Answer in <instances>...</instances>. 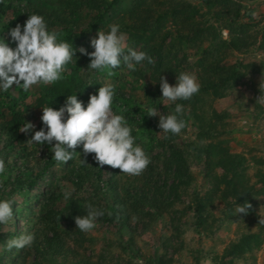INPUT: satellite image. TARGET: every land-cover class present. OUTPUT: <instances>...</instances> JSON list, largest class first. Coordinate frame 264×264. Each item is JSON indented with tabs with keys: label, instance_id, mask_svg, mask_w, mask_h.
Returning a JSON list of instances; mask_svg holds the SVG:
<instances>
[{
	"label": "rangeland",
	"instance_id": "rangeland-1",
	"mask_svg": "<svg viewBox=\"0 0 264 264\" xmlns=\"http://www.w3.org/2000/svg\"><path fill=\"white\" fill-rule=\"evenodd\" d=\"M2 1L5 6L19 7V14H21L18 19L16 15H13L12 9H9L6 12L7 16L4 19L3 27H0L3 32H8L12 28L10 26L12 19L15 20L13 27L17 24L23 25L29 15L35 13L44 17L48 29L50 31L55 30L58 33V39H60L70 29L81 33L87 28L96 13V10L91 8L88 0H63L64 3L68 4L64 8V16L67 18V22L61 23L56 18H49L51 8L57 6L59 0ZM102 1L98 0L100 7ZM107 1L110 0H104L105 3ZM147 1L151 3V0ZM206 1L212 3H205L203 0H154L153 7L167 8L175 3H186L195 6L199 9V17L194 18L192 22H195V24L199 23L203 28L205 26L210 27V32L216 31L224 41L229 40L230 36L237 34L235 31L231 32V28L246 25V27L244 26L245 32L243 35L248 38L249 43L252 42L253 44L248 50L245 51L244 48L240 51H227L224 46L219 45L217 47L213 44V40L208 33L199 35L195 38V41L183 43L180 46L179 42L176 41L172 49L169 45L171 42L169 37L165 38L164 41L162 40L163 31V34H153V39L147 43L148 46L152 47H156L158 44L163 45L165 56H162L160 60L155 55L152 56L155 61L152 64L145 60L141 64L136 65L134 71L127 69L123 63L115 69L88 70L90 58L80 53V58L84 57V61L80 63L78 61H70L65 65L66 71L61 73V75L68 76L73 73V68L80 66L79 75L86 84L83 97L81 98L85 107H87L92 94H98V89L104 84H111L114 86V96L124 100L125 109H131L136 105L147 114V107H153L162 115H168L174 112L176 102L161 100L162 92L159 84L161 75L165 76L168 82L174 85L176 75L180 71L193 72L198 78L207 63L208 65L215 63L221 67H227L236 62H241L245 65V69H242L244 76L232 88L231 86L229 87L230 89L224 88L222 96L203 93L201 94V101L195 104L196 113L204 118L206 122L210 120L216 125L215 131H208L207 124L204 126L208 136H205L202 140L198 139L200 131L197 128V123L193 126L191 124L192 120L188 118L190 117L191 109H193V106L188 104L184 106L183 113V119L187 122V127L182 130L181 134L176 135L172 141L169 138L170 133H164L158 127L159 116H149L154 122L155 126L153 127H144L146 126L145 124L140 125L142 127L136 124L133 125L135 143L142 146L150 159L153 156L159 158L157 161H152L153 165L157 164L156 166L160 167L161 160L165 157L164 151L166 147H162L159 143L163 135L167 138V144L172 142L176 148L183 150L187 154L186 166L192 181L190 186L181 191L182 196L179 197L180 199L173 202V210H176L178 212L177 215L181 217L180 222H178V232L170 225L169 217L166 213L161 220L153 222L150 228L147 227V229L144 228L142 220L146 222L148 218H144L142 215L137 217L131 215L130 235L125 233L121 235L117 231L116 226L107 225L106 222L98 221L97 219L96 227L92 231L85 233L87 239L81 242L82 245L80 247H77L79 254L77 257L81 260L84 259L88 264H149L148 259L150 257L164 252L163 244L169 245L166 258L172 260L170 264H217L222 261L225 264H264V224L259 225L260 215L264 216V191L251 197L250 204L252 207L247 214H238L236 208L239 204L235 202L230 190H227V180L232 175L216 164V160L219 157L226 159L231 155H235L243 158L244 162H242L240 168V182H242L240 190L244 188L258 190L261 187V179L264 177V104H257L256 101L261 95L260 83L264 80V0H232L226 3H217L216 0ZM237 7L239 17L235 19L234 10ZM129 8V0H126L124 7L119 9L104 26L92 29L85 36H81L82 39L78 49L83 47L88 52L94 51L92 47L88 48L86 46V42L96 37L101 28L104 31H108V25L111 23H117L120 27L122 23L132 25V21L129 20ZM213 13H218L219 18H214ZM166 24L167 30H173L172 28L176 27L178 30H183L182 34H186V30H188V26L183 27L185 24L182 25L180 22L175 24L172 23V20H168ZM145 31L141 30L140 33L150 34ZM121 32L124 31L121 30ZM126 45L138 51L145 47L143 42L134 45L130 41L128 34ZM169 48H171V54L168 56L171 60L169 59L168 62L166 53ZM176 50H178V55L172 59ZM182 54H186L184 57L186 60L184 61L181 58ZM158 61L161 63L160 67H156ZM251 64H255L253 71ZM42 85L50 86V84L43 83L33 85L29 90L26 102L34 100ZM14 88L16 89V86ZM197 96H200V92ZM64 99L61 102V107L64 105ZM119 112L122 113L123 108L119 109ZM42 114L41 111L35 108L30 111V122L35 125L33 134L44 127L41 120ZM31 135L28 134L29 139ZM4 141L5 136L0 132V159L6 160L5 168L6 166H11L14 170L13 172H15L17 168L24 167V165L19 159H15L12 153L3 149ZM192 144L202 148L209 145L213 147L211 148L212 151L211 149L209 151L203 149L201 153H198L190 146ZM52 146L47 143L44 145H31L32 150H34L33 156L38 158L29 159L25 163L26 166L36 168L42 162L41 159H45L47 155L53 157ZM68 150L73 151L72 149ZM75 152L77 154H74L73 161L76 163H80L81 159H86L88 164L90 160H95V154H88L87 157L83 155L82 145L78 146ZM71 161L69 160L66 164L55 161L53 172L50 171L43 182H41L39 188L33 193L30 192L28 197L23 194L24 196L21 198V193L12 196L14 201L13 209L18 210V216L13 214V219L7 225H0L2 232L6 234L12 230L14 220L19 230L26 229L27 225L31 227L37 221V215L32 217V215L26 214L25 210H28V207L23 204L22 199L26 201L28 200L27 198L33 197L35 194L40 195L52 189L57 190L56 192H62L63 198H65L66 191L72 192L71 187L64 185L70 177ZM206 170L207 175L204 178ZM133 177L135 176L122 173L117 176L120 179V183L130 182ZM4 178L5 175L0 174V200L8 199L6 195L10 190L9 187L3 186ZM58 186L60 187L57 189ZM193 190L199 191L201 196H205V194L210 196L209 205L206 208L208 220L205 226L207 229L200 234L195 231L193 226V212L186 209L190 203ZM106 192L102 197L110 199V193ZM96 195L92 187L82 186L78 191L77 197L84 199L86 201L85 205L92 202ZM99 206L104 207V204L100 203ZM33 207L36 208L35 206ZM21 209H25L24 212H21ZM181 212H183L182 216ZM248 234L259 235L260 245L241 253L234 251L241 237ZM128 242L131 244L132 253L129 251L130 247L126 251L122 248ZM70 244L74 246L73 243ZM6 245L7 242L5 240L0 241V256L2 255L1 250ZM25 250V252H22L23 258L20 263L35 264L36 259L33 251L28 248ZM6 259H9L7 255Z\"/></svg>",
	"mask_w": 264,
	"mask_h": 264
},
{
	"label": "trees",
	"instance_id": "trees-1",
	"mask_svg": "<svg viewBox=\"0 0 264 264\" xmlns=\"http://www.w3.org/2000/svg\"><path fill=\"white\" fill-rule=\"evenodd\" d=\"M125 1L126 0H110L105 3L103 0L100 7L98 0H88L91 8L96 10V13L93 15L87 28L81 33L70 29L64 37L58 39V42L64 41L69 43L72 51H75V55H73L71 59L72 62L78 61L80 63L84 61V57L80 58L81 55L78 51V46L80 45L82 37L90 30L104 26L119 9L124 7ZM231 1L232 0H216L217 3ZM203 2L212 3L206 0H203ZM129 3V20L132 21V25L122 23L120 29L129 35V39L134 45L143 42L145 47H142L141 51L146 52L147 55L151 57L155 55L158 60H160L162 56H165L162 48L163 45L158 44L156 47H152L148 46L147 43L153 39V34H163V31L164 36L162 40L164 41L165 38L169 37L171 41L169 45L172 49L176 41L179 42L180 46L183 43L195 41L197 36H201L205 33L210 34L213 44L217 47H219V45L224 46L227 51H240L244 48L246 51L253 45L252 42L249 43L248 38L243 35L245 32L244 26L246 27V25H239L238 27L231 28L230 31H235L237 34L230 36L229 40L224 41L216 31L210 32V27L205 26L203 28L199 23L195 24V22L192 21L194 18L199 17V9L190 4L175 3L167 8H154V0H151V3L147 0H129ZM66 6H68L67 3H64L63 0H59L58 5L51 8L49 18H56L61 23L67 22V18L64 16V8ZM9 9H12L13 15H16L18 19L21 17V14H19V7L5 6L4 2L0 0V27H3L4 19L7 16L6 12ZM238 15L239 11L237 7L234 10L235 19L239 17ZM213 17L219 18V14L213 13ZM168 20H172V23L175 24H179V22L182 23V25L185 24L183 27L188 26L186 34H182L183 30H178L176 27L172 28L173 30H167L166 23ZM14 24L15 20L12 19L10 21V26L14 28ZM141 30H146L145 32H149L150 34L146 35L145 33H140ZM5 35H7V32H3L1 29L0 38L4 39ZM8 41L10 47L15 48L16 45L11 42L10 37H8ZM90 41L91 40H88L86 42L88 48L91 47ZM171 48H169L166 53L168 62L170 59L168 55L171 54ZM177 55L178 50L173 53L172 59ZM202 55L204 56V54ZM185 56L186 54H182V61L186 60L184 58ZM243 65L244 64L241 62H236L227 67H221L215 63L213 65H208V63L205 64L201 75H198L200 96H197L198 92L188 100L176 101V104L179 103L183 106L188 104L193 106V109H191L189 113L190 117L188 118L192 120L191 124L193 126L197 123V128L200 131L198 134L199 140L208 136V132L204 130L206 124L208 126V131H215L216 125L210 120L206 122L204 118L199 116L195 111V104L201 101V94L203 93H212L222 96V90H224V88L230 89V86L232 88L237 81L244 76L242 69H245V65ZM160 66L161 63L158 61L156 67ZM251 66L253 71L255 64H251ZM79 70L80 66L78 65L77 68H73V73L68 76L61 75L62 78L59 81L50 84V86L42 85L32 102H26L29 96V90L24 91L22 86L16 87L15 89V85H13V88H10L7 92L0 90V132L5 136L3 149L12 153L14 158L19 159L22 165H24V167L17 168L15 172H13L14 170L11 166H6L5 168V172L3 173L5 175L3 186L10 188L6 195L9 200H12L13 195L20 193L21 198L24 196L23 194L28 197L30 192L33 193L39 188L45 176L49 174L50 171L53 172L55 160L50 155H47L45 159H41L42 162L39 166H36V168H29L26 166L25 163L29 159H37L38 157L36 158V156H33L34 150L26 143L29 139L28 134L20 132L19 129L21 125L30 122V111L32 108L41 111V113H43L42 107L45 106L59 110L62 100L65 98V105L67 96L75 94H77L78 99L81 100L86 84L79 75ZM123 102L124 100L120 97L114 96L112 111L114 114L124 116L128 126L132 128L131 134L133 137V132L135 131L133 127L134 124L139 127H142L140 125L143 124L146 125L144 127L155 126L152 119L139 106L134 105L131 109H125ZM121 108H123L122 113L119 112ZM209 134L211 133L209 132ZM32 135L34 134L32 133ZM175 136L176 135L170 133V141H172ZM159 143L162 147H166L164 151L165 157L161 160V166H156L157 164L153 165L152 161H157L159 159L157 156H153L144 173L133 177L130 182L120 183V179L117 178L121 173L120 169H114L109 165L100 168L96 160H90L89 164H82L81 162L76 163L72 160L69 171L70 177L64 184L72 188L71 197L65 199L63 198L62 192H56L57 190L55 191L52 189L40 195L35 194V196L27 198L28 200L26 201L22 199L23 204L28 207V210L24 209L26 214H30L32 217H36L37 215V221L31 227L27 225L26 229L19 230L14 220V224L12 223V230L6 234L0 229V241L5 240L7 242L9 239L18 237L22 233H30L35 237L34 242L30 247L26 246L23 249L12 248L9 250L7 246L4 247L1 250L3 256H0V264H21L20 260L23 258L22 252H25L26 248L33 251V255L36 259L34 262L35 264H88L84 259L81 260L77 257L79 256L77 247H80V245H82L81 242L86 240L87 237L85 232L77 229L74 219L76 216L87 214L84 208L87 204H91L95 208L102 210L104 215L99 217L98 221L102 220L106 222L107 225L116 226L117 231H119L121 235H123L122 233L130 235L131 215H134V217L142 215L144 218H148L146 222L142 220L144 228L147 229V227L150 228L153 222H157L159 219L161 220L165 213L169 217V223L172 225V228L178 232V222H180L181 217L177 215L178 212L176 210H173V202L180 199L179 197L182 196L181 191L190 186L192 181L191 175L188 172V167L186 166L187 154L183 150L176 148L172 142L171 144H167V138L164 135ZM190 146H192L193 150L198 151V153H201L203 149L209 151L213 147L209 145L202 148L196 144ZM5 161L6 160H4V162ZM242 162H244L243 158H239V156L235 155H231L226 159H221L219 157L216 160L217 165L231 173L232 177L227 180V190H230L231 195L235 198V202L239 205L250 203L252 196L264 191V177L261 179V187L258 190L254 188H244L240 190L242 188V182H240V168ZM204 174V178H206L207 170ZM82 186L92 187V189L95 190V194H97L92 202L85 205L84 203L86 201L77 197L78 191ZM59 187L60 186H58L57 189ZM106 191L110 193V199L102 197V195L107 193ZM209 201L210 196L208 194L201 196L199 191L193 190L190 203L186 208L193 212V226L198 234L207 229L205 226L208 220L206 208L209 205ZM100 203H103L104 207L99 206ZM24 210L21 209L20 211L24 212ZM13 212L18 216V210L13 209ZM182 213L183 212L180 213L181 216L183 215ZM70 243H73L74 246ZM259 245L260 236L248 234L241 237L234 251L241 253L249 251L254 247L256 248ZM168 247L169 245L163 244L164 252L150 257L148 263L170 264L172 260L166 258ZM122 248L132 253L130 242L125 244V247ZM6 255L9 259H6ZM217 264L225 263L222 261Z\"/></svg>",
	"mask_w": 264,
	"mask_h": 264
},
{
	"label": "clouds",
	"instance_id": "clouds-1",
	"mask_svg": "<svg viewBox=\"0 0 264 264\" xmlns=\"http://www.w3.org/2000/svg\"><path fill=\"white\" fill-rule=\"evenodd\" d=\"M108 31L102 28L97 36L90 41L94 49L88 52L81 47L78 51L90 58L88 70H104L118 68L121 63L127 69L135 70L136 65L147 60L149 64L155 61L144 51L127 47V34L121 32L120 25L111 23ZM8 37L15 43V48L10 47ZM75 51L67 42H58V33L49 30L43 16L30 14L23 25L17 24L11 28L4 39H0V90L7 92L13 85L22 86L24 91L30 90L39 83L52 84L59 81L61 73L66 71ZM111 74V73H110ZM160 89L162 101L176 102L188 100L199 92L200 85L195 73L180 71L176 75L175 84H170L167 78L161 75ZM261 95L257 104H264V80L260 83ZM115 95L114 86L104 84L98 89V94H92L87 107L79 100L77 94L67 96L66 103L59 110L53 107H42L41 120L43 126L31 135L35 125L31 122L21 125L19 131L30 134L27 140L29 146L33 144L54 146L51 152L53 159L58 163L66 164L74 159L75 149L83 147V155L95 154L96 162L103 168L109 165L120 169L122 174L138 176L150 164V157L145 153L140 144L135 143L132 128L128 126L123 115L114 114L112 102ZM184 106L177 103L172 114L162 115L156 108L147 107V115L159 116L158 127L164 133L173 135L181 134L187 127V122L182 118ZM55 142V143H54ZM72 149L73 151H69ZM79 154V153H78ZM81 157V155H80ZM82 164H87L86 159H81ZM5 172V162L0 159V174ZM71 195L65 192V199ZM13 200H0V225H7L13 219ZM252 207L250 203L238 205V214H247ZM87 214L76 216L77 229L88 233L96 227V221L104 212L91 204L84 207ZM259 225L264 224V216L260 215ZM34 235L22 233L18 237L7 241V248L23 249L30 247L34 242Z\"/></svg>",
	"mask_w": 264,
	"mask_h": 264
}]
</instances>
